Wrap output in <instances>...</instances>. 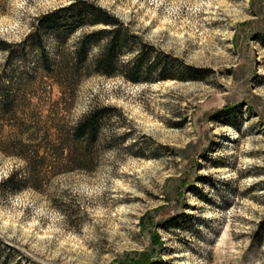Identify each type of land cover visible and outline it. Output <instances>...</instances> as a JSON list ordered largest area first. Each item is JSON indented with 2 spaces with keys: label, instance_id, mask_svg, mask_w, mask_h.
I'll use <instances>...</instances> for the list:
<instances>
[{
  "label": "rangeland",
  "instance_id": "374dc122",
  "mask_svg": "<svg viewBox=\"0 0 264 264\" xmlns=\"http://www.w3.org/2000/svg\"><path fill=\"white\" fill-rule=\"evenodd\" d=\"M72 1L0 0V264H264V0H87L140 37L123 69L140 39L153 68L62 88L29 35ZM42 38L55 58L57 41ZM187 65L202 76L185 79ZM93 109L91 155L55 159L58 128ZM19 140L44 165L31 171L10 147Z\"/></svg>",
  "mask_w": 264,
  "mask_h": 264
},
{
  "label": "trees",
  "instance_id": "16d2710c",
  "mask_svg": "<svg viewBox=\"0 0 264 264\" xmlns=\"http://www.w3.org/2000/svg\"><path fill=\"white\" fill-rule=\"evenodd\" d=\"M82 29L84 31L77 38L73 49L69 53L66 52L62 48L66 38ZM44 34L52 36L57 41L55 58L49 57L46 52L42 38ZM138 38L140 37L111 12L87 0H73L67 6L41 15L37 19L33 33L29 35V39L33 40L31 48L39 53L41 68L62 88L93 74L111 77L124 73L126 78L132 82L145 80L143 71L151 70L153 67L148 64L149 52L142 49L149 48L143 39H140V49L137 50L136 60L131 63L130 67L123 69L121 59L125 48L128 47L131 50ZM261 43L264 46V42ZM8 46L6 42L0 41L1 49L8 48ZM95 46L98 47L97 52L91 55V48ZM167 66L164 61L159 62L161 71ZM185 71L187 73L185 79L196 80L202 76V70L191 65L185 66ZM8 103V100L0 102V117L9 113ZM101 118L99 109H93L86 113L74 127L60 126L56 134L57 144H50L47 150L55 154L53 157L57 160L63 157L69 158L73 150L80 151L81 157H88L91 155L89 154L90 145L97 141ZM9 144L10 147L18 149L20 157L24 159L31 171L44 165V157L39 156L38 147L28 145L22 140ZM80 167L84 166L80 165ZM19 182L17 174L13 172L3 180L2 184L12 191L17 189ZM140 264L143 263L140 262Z\"/></svg>",
  "mask_w": 264,
  "mask_h": 264
}]
</instances>
